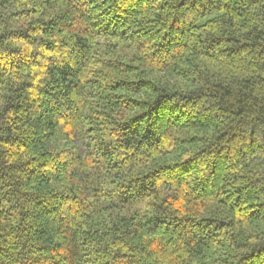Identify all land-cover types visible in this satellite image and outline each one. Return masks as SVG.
<instances>
[{"label": "trees", "instance_id": "obj_1", "mask_svg": "<svg viewBox=\"0 0 264 264\" xmlns=\"http://www.w3.org/2000/svg\"><path fill=\"white\" fill-rule=\"evenodd\" d=\"M0 264H264V0H0Z\"/></svg>", "mask_w": 264, "mask_h": 264}]
</instances>
